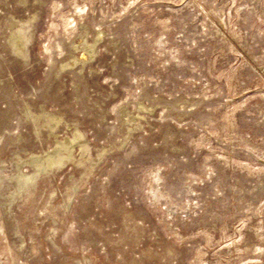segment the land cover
<instances>
[{
	"label": "rangeland",
	"instance_id": "1",
	"mask_svg": "<svg viewBox=\"0 0 264 264\" xmlns=\"http://www.w3.org/2000/svg\"><path fill=\"white\" fill-rule=\"evenodd\" d=\"M0 264H264V0H0Z\"/></svg>",
	"mask_w": 264,
	"mask_h": 264
},
{
	"label": "bare ground",
	"instance_id": "2",
	"mask_svg": "<svg viewBox=\"0 0 264 264\" xmlns=\"http://www.w3.org/2000/svg\"><path fill=\"white\" fill-rule=\"evenodd\" d=\"M21 45V44H20ZM66 141V140H65Z\"/></svg>",
	"mask_w": 264,
	"mask_h": 264
}]
</instances>
